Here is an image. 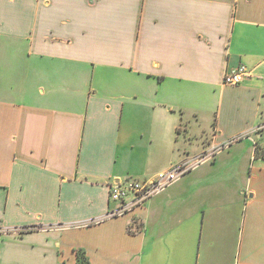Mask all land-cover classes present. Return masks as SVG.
<instances>
[{
	"label": "crops",
	"instance_id": "crops-1",
	"mask_svg": "<svg viewBox=\"0 0 264 264\" xmlns=\"http://www.w3.org/2000/svg\"><path fill=\"white\" fill-rule=\"evenodd\" d=\"M263 153L264 0H0V264H264Z\"/></svg>",
	"mask_w": 264,
	"mask_h": 264
},
{
	"label": "built area",
	"instance_id": "built-area-1",
	"mask_svg": "<svg viewBox=\"0 0 264 264\" xmlns=\"http://www.w3.org/2000/svg\"><path fill=\"white\" fill-rule=\"evenodd\" d=\"M253 72L246 66H240L235 70L226 73L224 77V84L230 86H239L246 78L252 77ZM261 128L255 129L253 134H257ZM250 138L249 135L243 136L239 139ZM238 140V139H237ZM236 141V140H235ZM234 142V141H233ZM233 142L214 146L211 154L205 155L196 164L184 163L173 166L167 171L158 174L156 177L147 180L138 178H127L124 181H117L110 185V200L117 203L118 207L108 212L103 218L94 220L93 223H101L122 217L129 212H132L138 207H142L152 201L155 197L161 195L168 188L173 186L179 180L184 178L194 167L207 160H212L215 155L221 151L229 149ZM255 148L258 151L257 142L254 141ZM264 160V153H263ZM34 229H15V230H0L1 234H23L24 232L32 231Z\"/></svg>",
	"mask_w": 264,
	"mask_h": 264
},
{
	"label": "trees",
	"instance_id": "trees-1",
	"mask_svg": "<svg viewBox=\"0 0 264 264\" xmlns=\"http://www.w3.org/2000/svg\"><path fill=\"white\" fill-rule=\"evenodd\" d=\"M79 256L81 257L80 259L82 260L83 258H82V256H81V254H79Z\"/></svg>",
	"mask_w": 264,
	"mask_h": 264
}]
</instances>
